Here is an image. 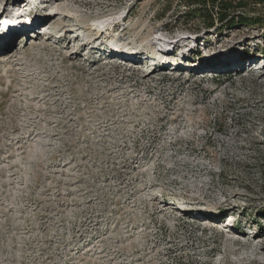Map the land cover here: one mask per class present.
<instances>
[{
	"label": "rangeland",
	"instance_id": "1",
	"mask_svg": "<svg viewBox=\"0 0 264 264\" xmlns=\"http://www.w3.org/2000/svg\"><path fill=\"white\" fill-rule=\"evenodd\" d=\"M25 5L45 21L0 39V264H264L247 245H264V25L187 23L177 0H0V27Z\"/></svg>",
	"mask_w": 264,
	"mask_h": 264
},
{
	"label": "bare ground",
	"instance_id": "2",
	"mask_svg": "<svg viewBox=\"0 0 264 264\" xmlns=\"http://www.w3.org/2000/svg\"><path fill=\"white\" fill-rule=\"evenodd\" d=\"M49 2V1H48ZM26 7H24L25 10H22V11H19L17 10L16 13L14 15H6L5 19H4V25L1 26V31H0V39H3V38H6V37H11V36H15V35H18L20 33H22L25 29L30 28V27H33V29H36L41 23H43L45 20L44 19H41V16L38 12H36L34 14V16H31V9L29 8L30 6L29 5H25ZM30 9V11H29ZM34 19V21H32ZM117 23V22H116ZM119 23H122L121 21ZM45 26H43L42 28H44ZM116 27V26H115ZM125 30V29H124ZM106 32L104 31H97V38L98 39H95L93 41H98L101 39V37H103V35L105 34ZM67 35V33L65 34V36ZM63 38V37H62ZM78 38V36H76V39ZM119 38V37H118ZM32 41V40H31ZM65 42V41H64ZM92 42V41H91ZM187 41L186 40H181L177 43L176 47L174 50L170 51L169 53L164 50L163 52L159 53L160 55L162 54L164 57H168V58H172V57H176V53H177V49H180L182 48V45L184 43H186ZM32 45L31 46H36L38 45L40 42L38 39H34V41L31 42ZM119 41H116L115 44H113L112 46L116 49L119 48L120 44L123 45V43H120ZM118 46V47H117ZM122 48V47H121ZM120 49V48H119ZM122 50V49H121ZM136 50V49H135ZM122 52V51H121ZM135 53V52H134ZM133 54V53H131ZM134 55V54H133ZM159 55V56H160ZM137 56V55H136ZM264 58L263 55H257L256 56V63H259L262 59ZM138 59L140 60V58H135V60ZM142 62V61H141ZM105 64L106 65H109V64H112V60L111 61H105ZM114 64V63H113ZM112 64V65H113ZM89 67V66H88ZM87 67V69H88ZM116 68V66H115ZM91 69L89 68L87 70V75L88 77H92L93 79H96V85H98V87L102 90H106L107 93H111L113 90H116V89H120V84L122 81H118L116 80V78H113V77H106L105 74H97V72H100L102 71V68H96V71H90ZM197 70V69H196ZM262 72H264V65L262 66L261 68ZM118 71V70H117ZM123 71V70H122ZM176 71H179V68L176 69ZM149 73V72H148ZM155 72L151 71L149 75L153 74ZM126 76V75H125ZM116 77V76H115ZM124 79V78H123ZM91 78H89V81H87L88 83H91ZM147 81V80H146ZM93 82V81H92ZM118 82V83H117ZM117 83V84H116ZM131 84V83H130ZM139 85V82H136L134 84L133 87H137ZM89 87L91 88L92 85L89 84ZM128 88V87H127ZM60 91V90H59ZM58 91V92H59ZM50 94V93H49ZM55 95V92L53 93ZM62 95V93H58L56 96L60 97ZM52 96V95H51ZM61 98V97H60ZM63 98V97H62ZM60 100V99H59ZM58 100V101H59ZM62 100V99H61ZM61 102V101H60ZM64 102V101H63ZM62 103V102H61ZM58 135V134H56ZM259 239V238H257ZM255 239V240H257ZM251 241L249 244V247L252 248V255H253V261H256L258 257L260 256H264V245L261 246L258 249H255L253 247H255L254 245V241ZM217 250V249H216ZM215 248L211 250L210 253H215L216 252ZM229 263V262H228ZM231 263V262H230Z\"/></svg>",
	"mask_w": 264,
	"mask_h": 264
},
{
	"label": "trees",
	"instance_id": "3",
	"mask_svg": "<svg viewBox=\"0 0 264 264\" xmlns=\"http://www.w3.org/2000/svg\"><path fill=\"white\" fill-rule=\"evenodd\" d=\"M264 6V0H251ZM189 13L186 22L203 23L207 28L218 24L220 31L234 30L241 27L264 25V19L247 12L249 0H177ZM189 14V15H188Z\"/></svg>",
	"mask_w": 264,
	"mask_h": 264
}]
</instances>
